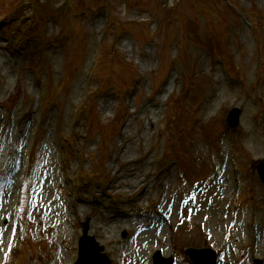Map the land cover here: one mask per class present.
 Masks as SVG:
<instances>
[{
    "label": "rangeland",
    "instance_id": "374dc122",
    "mask_svg": "<svg viewBox=\"0 0 264 264\" xmlns=\"http://www.w3.org/2000/svg\"><path fill=\"white\" fill-rule=\"evenodd\" d=\"M263 160L264 0H0V264H264Z\"/></svg>",
    "mask_w": 264,
    "mask_h": 264
},
{
    "label": "water",
    "instance_id": "95a60500",
    "mask_svg": "<svg viewBox=\"0 0 264 264\" xmlns=\"http://www.w3.org/2000/svg\"><path fill=\"white\" fill-rule=\"evenodd\" d=\"M241 111L232 109L227 116V124L230 128L239 125ZM256 171L260 181L264 184V161L257 164ZM103 248L98 246L94 238L87 235V227L83 229V236L79 240L78 259L75 264H110L109 260L101 253ZM186 255L192 264H216V254L211 249H187ZM154 264H173L172 259H162L160 252L154 256ZM254 264H262L256 260Z\"/></svg>",
    "mask_w": 264,
    "mask_h": 264
},
{
    "label": "bare ground",
    "instance_id": "6f19581e",
    "mask_svg": "<svg viewBox=\"0 0 264 264\" xmlns=\"http://www.w3.org/2000/svg\"><path fill=\"white\" fill-rule=\"evenodd\" d=\"M173 1V0H172ZM172 87L170 86L169 87V89H168V91L166 92V98H168L171 94H172ZM230 100H229V97L228 96H224L223 97V95H222V97L221 98H218L217 99V101H216V103H213V105L211 106V116L218 110V112L217 113H219L225 106H226V104L229 102ZM149 108H147L146 110H148ZM154 114H156V113H154ZM210 116V117H211ZM216 119V118H215ZM214 119V120H215ZM214 120H213V122H214ZM148 127L150 128L151 127V123L149 122L148 123ZM134 161V159H130V160H127L126 162H133ZM121 176V174L119 173V174H117L116 175V177H120ZM113 180H115V181H118L116 178H113ZM135 181L137 182V179L135 178ZM135 183V182H134ZM139 183L140 182H138L137 184L139 185ZM116 188H119V187H117V185L116 184H112L111 186H110V189H116ZM225 188H226V186H225ZM106 192L107 193H109L110 191L108 190V189H106ZM230 193H231V190L230 191H227L226 193H225V196L223 197L225 200H228V199H230ZM227 194H228V196H227ZM226 197V198H225ZM214 200V199H213ZM221 199L220 198H218V197H216L215 198V200H214V202L216 203L217 201H220ZM212 210H215V209H217V206H216V204H212ZM82 209V212L83 211H85V209L84 208H81ZM87 213V212H86ZM208 214H211V213H204L202 210H198L197 211V213L196 214H191V216H192V221L194 220V219H196V220H199V216H200V219H204L205 221H207L209 218H211L212 216H209ZM233 214H238V212H233ZM117 217V215L116 214H112L111 216H110V218H116ZM119 217V216H118ZM170 226V225H169ZM123 227V226H122ZM121 227V228H122ZM197 227H198V225H196V224H194L193 222H189V223H186L185 225H184V228L186 229H184L185 230V232L183 233V235H182V240H184V241H187L190 237H191V235H193V230H195V229H197ZM221 227V226H220ZM97 226L95 227V228H93L95 231H97ZM170 229H171V227H170ZM134 230H136V228H134ZM99 231H100V233H101V236H103V234H104V230L103 229H101V228H99ZM110 239V237L108 236V237H104V240L105 241H107V240H109ZM98 242H100L101 243V245L103 246V239L101 238V239H99V240H97ZM110 244V242H108V245ZM104 247V246H103ZM105 249V248H104Z\"/></svg>",
    "mask_w": 264,
    "mask_h": 264
}]
</instances>
